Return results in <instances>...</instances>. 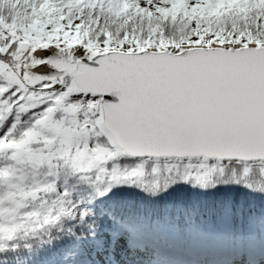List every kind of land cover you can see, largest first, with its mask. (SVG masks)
Here are the masks:
<instances>
[{"label":"snow or ice","instance_id":"1","mask_svg":"<svg viewBox=\"0 0 264 264\" xmlns=\"http://www.w3.org/2000/svg\"><path fill=\"white\" fill-rule=\"evenodd\" d=\"M56 2L61 3L62 13L64 6L76 4L88 7L93 12H103L107 6L108 11L116 15L133 10L148 16L153 15L152 7L145 8L140 0ZM50 3H53V0H42V6ZM149 3L151 4V0ZM162 4L166 7L157 5L155 13L164 20L179 21L183 18L185 22L191 21V24L196 25H189L180 41L166 40L160 31L140 39L133 31L124 32L119 38L111 32H103L94 40L89 35L87 40L80 39L77 43L69 44L73 21L68 15L62 14L60 19H69L68 27L60 25L55 34L48 33L45 27L46 36L41 40L40 47L32 44L24 50V41L16 39L11 40L7 46L0 45V57L17 55L14 49H19L23 51L24 56H29L35 61V67L47 64L54 70L57 66L56 56L64 45L69 46L64 48L65 58L71 55L69 48L79 47L88 52L87 68L83 67V60L72 56L69 63L76 67L65 69L71 73L68 83L48 77L52 82L47 87L56 89L57 83H60L62 92H53L50 99L37 105L41 109V118L36 121L38 124L51 119L57 105H72V110L78 105L90 109L89 120L85 123V128L90 132L81 149H78L85 157L78 164L73 163V167L77 169L75 187L82 197L76 205L78 208L87 209L114 196L116 192L113 191L114 185L109 178L116 176L147 185L144 177L149 173L171 176L183 172L187 179L182 182L206 184L207 174L224 171L223 165L227 161L230 165L236 164L238 167L235 171L246 177L256 175L264 179V155H224L145 146V142L225 134L235 130L236 125L244 118L248 106L243 87L231 72V67L238 63L237 58L241 57L242 53L236 48L231 51L223 49V45L230 42L244 43L252 37L249 34L230 31L220 21L231 19L235 22L238 18L247 21L251 17L259 30L264 22V0H162ZM205 21L209 24L212 21L217 23L210 27ZM76 28L79 35L83 25H76ZM248 31L250 33L251 29ZM254 42L258 47L254 50L252 58L264 62V40L256 39ZM185 43L189 46L188 50L183 49ZM194 44H205V48L203 51L193 49ZM213 44L220 45L223 51L214 49ZM53 48L56 49L55 53L50 51ZM100 48L106 51H100ZM113 48L121 51L113 52ZM124 48H127V54L122 51ZM154 48L161 51L153 55L151 50ZM40 52L47 55L36 59ZM77 72L86 73L89 80L111 74H119V77L105 91L80 90V82L75 78ZM15 98L22 101V93L17 91ZM98 100L107 112L103 118L98 110L99 106L95 104ZM256 107L261 124L264 125V78ZM65 110H68L67 107ZM105 120L122 135L130 137V143L122 145L106 126ZM54 127L57 134H67L71 131L62 128L60 123ZM0 128H3L2 123ZM12 129L13 125H10L9 131L0 135V150L19 148L29 143L36 135L32 130H27L24 133L26 139L9 142L7 137ZM88 153L91 155H87ZM4 174L5 170L0 167V176ZM101 185L104 190L99 191L97 188L99 199H91L93 187ZM154 186L157 187L158 184ZM115 187L118 191L119 186ZM56 191L60 190L57 188ZM62 194L65 197L76 195L75 192L69 193L66 184ZM122 219L123 217L117 219L113 213V222ZM96 234L93 228V240L96 239ZM96 243L102 246V241ZM0 264H5V261L0 259Z\"/></svg>","mask_w":264,"mask_h":264},{"label":"trees","instance_id":"2","mask_svg":"<svg viewBox=\"0 0 264 264\" xmlns=\"http://www.w3.org/2000/svg\"><path fill=\"white\" fill-rule=\"evenodd\" d=\"M140 3L145 8L152 7L148 0H140ZM161 6L166 7L164 4ZM61 7V3L56 0L44 6L42 0H0V45L7 46L13 39L27 40V32L36 25L46 26L51 21V14L55 15L58 24L52 34L56 33L60 25L67 28L69 19L73 21L69 43L87 40L89 35L94 40L103 32H111L119 38L124 32L133 31L140 39L160 31L166 40L180 41L185 29L192 26L191 21L185 22L183 18L179 21L164 20L153 8V15L148 16L135 10L116 15L108 11L107 6L103 12H93L88 7L76 4L64 6L62 13ZM120 7L123 8V5ZM62 14L68 15L69 19H60ZM205 23L212 27L217 21ZM220 23L237 34L251 35L252 39L244 43L264 40V22L259 30L251 17L247 21L238 18L235 22L226 19ZM76 25H83L79 35ZM14 51L18 54L0 57V63L9 70H19L25 57L23 51ZM17 91L22 93V101L15 98ZM36 92L47 95L40 103L43 104L51 98L53 92L59 94L62 91L29 89L20 79L13 84L0 75V123L3 124L0 135L8 132L10 125H13V129L7 137L9 142L26 139L24 133L27 130L34 133L41 131L47 140L31 142L30 147L35 151L49 143H56L54 136L41 130L43 123H36L41 118V109L37 105L29 107L31 97ZM76 110L82 112L86 122L89 120L87 109L83 105H78L75 110L67 113L58 111L56 118L65 120L67 126H73ZM16 117L19 119H15ZM0 167L5 170V174L0 176V210L5 215L13 211L11 207L14 203L8 202L11 196L18 199L23 197L28 205L9 224L0 216V225L9 227L7 233L0 234V259L5 264L65 263L75 254L74 249L82 250L85 244L93 241V228L97 232L96 237L112 235L113 238H119L128 231L129 234L140 237L148 248H152L156 236L161 233L162 240L177 245L182 254L191 251L189 248L193 242L188 239L186 231L197 230L204 235L202 242L209 255L216 251V243H210L217 241L226 224L236 227V223L243 222L245 228L258 224L259 231L262 233L264 230V179L256 175L246 177L235 171L238 166L234 165H225L224 171L207 174L206 184L182 182L187 179L183 172L171 176L149 173L144 177L147 185L126 180L122 176L110 177L116 194L87 209L76 206L82 198L75 187L77 169L65 159L56 158L51 164L39 167L26 166L25 179L10 183L9 173L18 165L9 151L3 149L0 150ZM65 184L69 193L75 192V196H63ZM154 184L158 186L155 187ZM117 185L118 191L115 187ZM57 188L59 192L56 191ZM97 188L99 191L104 190L102 185L94 186L91 196L93 200L99 199ZM113 213L117 219H123L113 222ZM204 222H209L206 228L202 227ZM228 230L231 234L234 229Z\"/></svg>","mask_w":264,"mask_h":264},{"label":"water","instance_id":"3","mask_svg":"<svg viewBox=\"0 0 264 264\" xmlns=\"http://www.w3.org/2000/svg\"><path fill=\"white\" fill-rule=\"evenodd\" d=\"M74 44V43H69ZM40 47L41 44L35 45ZM46 46V45H44ZM69 47L64 45L61 48L60 53L56 56L57 66L54 70L53 67L45 64L39 67H35V61L26 56V60L23 66V73L26 81L32 86H44L43 89L47 90H61L60 83H57L56 89L48 88L47 86L52 82L48 77H53L55 80L64 81L68 83L71 78V73L65 71L66 68L76 67V65H71L69 61L72 56L80 58L83 60V67L87 68L88 63V52L83 48L74 47L69 48L71 53L70 56L65 58L63 55L64 48ZM214 49H231L236 48L241 51L242 56L238 57V63L231 67V72L233 76L241 83L243 91L247 98L248 106L242 121H240L235 130L230 133L225 134H215V135H198L192 137H178L169 139L167 141H157L155 143L145 142L146 147H163L165 149L172 150H195L202 152H209L214 154H242V155H264V125L261 124L258 110L256 107L257 98L261 92L262 78H264V62L258 59H253L254 50L258 47L256 43H225L223 49L220 45L213 44ZM188 45H183L184 50H188ZM193 49H199L203 51L205 44H194ZM100 51H106L103 48ZM55 53L56 49L50 50ZM113 52H119L120 49H111ZM124 54L128 53L127 48L122 50ZM152 54L156 55L161 50L152 49ZM47 53H38L36 59L40 56H45ZM107 62V61H106ZM119 77V74H111L105 77H101L95 80H89L86 73L77 72L75 78L80 82V90H95V91H105L108 89L109 85L114 83ZM102 99V98H101ZM95 104L99 106L98 110L102 113V118L107 115L106 109L101 105V101H96ZM90 111V109H88ZM106 126L113 132L115 136L119 139L122 145H127L130 143V137L124 136L116 128H113L108 120H105ZM224 165H230V162H225ZM236 165V164H231Z\"/></svg>","mask_w":264,"mask_h":264},{"label":"rangeland","instance_id":"4","mask_svg":"<svg viewBox=\"0 0 264 264\" xmlns=\"http://www.w3.org/2000/svg\"><path fill=\"white\" fill-rule=\"evenodd\" d=\"M149 1V0H148ZM150 4V3H149ZM152 8L155 10L157 5H163L162 0H151ZM51 21L46 25V26H40L36 25L33 28L28 31V36L29 38L24 41V49H27L28 46L34 44L37 45L39 44L38 42L45 38L46 32H45V27L48 30V33H53L55 32L54 30L58 26L56 20H55V15L51 14ZM194 27L195 24H192ZM25 58L21 61V65H24ZM21 72H22V67L19 70H9L8 67L0 63V75H2L4 78L9 80L11 83H17L21 77ZM44 96L46 97L47 95H43L40 92H36L32 97H31V102L29 103V107L33 108L36 105L40 104L41 102L44 101ZM23 108V106H21ZM67 107L68 110H65ZM73 106L70 105H57L56 106V111L52 114L51 119L48 121H45L41 127V130L51 136H54L56 139V143H49L45 147L35 151L31 149L30 143L34 141H40V140H45L46 138L44 137V134L39 131L35 132V137L27 144L22 145L19 148H14L12 150H9L8 148H4L5 150L9 151L10 156L14 159L16 164L18 165L17 168H13L8 177V181L10 183L17 182V180H23L25 179V173L24 169L26 166H32V167H39L43 164H51L53 160L56 158H62L65 159L66 161L70 163H79V161L85 157V154L82 151H78V149H81V146L83 145L84 141L87 139V136L89 134V129L85 128V123L86 121L83 119V114L81 111L76 110V121L73 126H67L65 123V120L63 119H57L56 114L58 111H62L63 113L71 112ZM60 123L61 127L64 129H69L71 130L69 133H60L57 134L56 129H55V124ZM47 140V139H46ZM67 140L68 142H63ZM63 142V143H62ZM87 155H91L88 153ZM44 189V188H43ZM35 198L37 196H34ZM8 202H13L14 205H12L11 208H13L11 212H9L8 215H5L1 210H0V216L2 217L3 220L9 224V221H13L15 215H20L21 212L28 206L27 201L21 197L18 199L16 196H11L8 199ZM3 222V221H2ZM209 222H204L202 224V227L206 228ZM227 225V224H226ZM225 225V226H226ZM236 225L243 226L242 223H236ZM8 226L7 225H0V234L2 233H7L8 231ZM259 230V225L257 224L256 227L254 228V235H257V231ZM243 231V230H239ZM186 234L188 236H191L193 234V231L191 229H188L186 231ZM223 236H226L225 230H223L222 233ZM188 238V237H187ZM199 238V237H198ZM97 240L102 239V236H99L96 238ZM191 239V237H190ZM224 240V239H222ZM199 243L200 240H197ZM115 241L111 237L107 236L105 239V242L102 244V246L97 245V246H89L83 248L80 251H75V255L79 254L80 259H78L76 262L73 264H92L90 261H92L94 264H98V262H102L105 260V262L110 261L111 255L115 254L113 250L115 249ZM130 248L129 246L123 245V250L126 251L125 253L128 252L127 249ZM101 249H108L109 252L107 253L106 256H99L98 250ZM83 254L86 255V257L83 256ZM115 258V257H114ZM111 263H117V260H111ZM108 262V263H110ZM118 264H123V262L118 263Z\"/></svg>","mask_w":264,"mask_h":264}]
</instances>
